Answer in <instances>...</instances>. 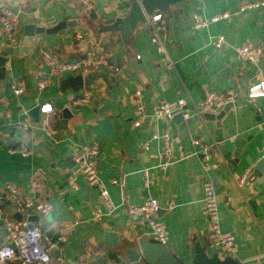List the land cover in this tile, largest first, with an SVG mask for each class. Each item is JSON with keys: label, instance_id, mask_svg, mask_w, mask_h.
<instances>
[{"label": "crops", "instance_id": "0c3cea01", "mask_svg": "<svg viewBox=\"0 0 264 264\" xmlns=\"http://www.w3.org/2000/svg\"><path fill=\"white\" fill-rule=\"evenodd\" d=\"M249 1L257 0H182L180 7L156 11L162 14L163 26L159 50L150 40L149 27L138 25L128 42L119 32L97 36V24L127 11L128 0H93L92 9L78 0H0V12L7 9L17 18L13 42L0 22V54L13 47L5 62L12 74L0 81V190L12 184L28 191L32 178L42 183L39 223L60 264H137L129 261L128 250L135 240L151 237L146 222L129 215L128 208L147 196L158 201L165 245L176 257L189 264L195 242L209 255H229L207 240L205 180L214 186L221 233L233 237L230 256L242 264H264V171L253 173L264 157V97H248L251 84L264 83V7L240 10ZM91 11L97 19H91ZM221 13L229 15L212 20ZM195 16L207 24L196 26ZM73 18L76 26L34 38L31 51L37 62L19 52L26 25H55ZM218 35L225 39L220 47L213 44ZM245 43L261 47L256 63L237 57V48ZM100 45L122 71L115 74L95 65L93 73L119 78L98 77L89 90L61 92L59 79L69 71L58 69L72 63L83 66L98 55ZM16 80L24 85L19 95L12 88ZM39 81L44 82L42 88ZM136 91L143 106L138 126L133 124ZM227 91L233 93L232 105L219 120L205 113L188 119L179 112L171 118L153 117L160 100L174 105L184 99L191 106L209 92ZM84 93L86 100L74 103ZM39 103L50 104L54 114L39 111L34 120L29 111ZM65 107L71 115L64 116ZM155 133L169 136L174 162L164 168L158 167L162 141L153 138ZM193 139L211 149L207 161L197 153ZM236 139L243 140L238 155ZM89 143L98 149V177L108 190L111 209L102 205L100 191L87 183L73 160L79 145ZM20 144L29 150L27 156L9 152ZM144 170L150 179L147 186ZM242 176L246 179L240 185ZM96 207L102 211L98 219L92 214ZM12 209L2 202L0 246L10 243L2 221L15 218Z\"/></svg>", "mask_w": 264, "mask_h": 264}, {"label": "built area", "instance_id": "2783aa9c", "mask_svg": "<svg viewBox=\"0 0 264 264\" xmlns=\"http://www.w3.org/2000/svg\"><path fill=\"white\" fill-rule=\"evenodd\" d=\"M86 9L93 8V0H78ZM264 7V0L249 1L241 5L240 10ZM228 13H221L212 17V20H216L221 17H227ZM196 26H203L207 24L206 20L200 19L198 16L194 17ZM162 14L161 12H155L148 17V27L150 40L157 45L159 50H163L160 32L162 26ZM0 22L3 26L5 36L9 42L14 41L15 25L17 18L7 9H2L0 12ZM77 39L80 40L81 36L78 35ZM225 41L223 35H218L213 39V44L216 47H220ZM237 57L256 63L262 55V49L260 46L252 45L249 43L242 44L236 50ZM95 65H101L108 71L120 74L122 67L120 65L113 64L109 59V54L104 46L100 45L98 48V55L89 59L83 66L77 64H66L60 67L61 70L69 72L80 70L83 75H88L94 72ZM62 68V69H61ZM43 81L37 83L38 88H42ZM15 94L19 95L24 92L23 82L20 80L14 81L12 85ZM136 96V118L133 122L135 126L140 124V117L143 115V106L140 101V92H135ZM257 96L264 97V83H253L248 87V97L253 98ZM88 95L84 93L75 99L74 103L85 101ZM233 93L227 91L225 93L209 92L204 100L199 103H195L188 106L184 99H178L174 105H171L167 101L160 100L153 107V117L156 119L171 118L175 112H179L183 119H188L192 115L202 116L206 112H215L221 109L225 104L232 102ZM39 111L46 114V116L53 115V108L50 104H41ZM46 118L43 119L42 125L46 124ZM153 138H160L162 141V160L158 164V167L164 168L166 165L172 164L174 161L171 157V148L169 144V136L167 133L161 135L155 133ZM192 144L197 148V153L201 155L204 160L209 159L210 149L206 144L201 143L199 139H193ZM10 153L18 152L22 156H27L29 150L22 144L16 147L9 148ZM98 149L96 145L82 144L79 145L77 152L73 154V160L77 166V170L83 175L87 183L100 191L102 205L106 209H111L112 205L109 200V193L105 185L98 177V170L96 167V157ZM144 185L147 186L150 183L147 172L143 171ZM246 176H242L238 183L242 185L245 183ZM113 183H117L116 180H112ZM121 185V184H120ZM42 190V183L32 178L30 180V187L28 191L18 189L15 185L6 184L0 190V220L1 217V204L2 202H8L12 206L15 212L21 215V220H16L9 216L4 218L2 224H4L5 230L10 237V243L0 246V264H60L59 260H56L52 253L51 248L45 241V237L42 232V227L39 222H32L29 220L31 215H40L42 213L41 206L37 202V198ZM202 202L204 206L205 215L208 221L207 240L208 243L229 255L234 252L233 237L231 235H223L220 230V222L218 215L217 197L215 194L213 184L205 180L202 184ZM159 204L156 198L147 196L144 200L136 206L128 208V213L131 216H140L141 219L146 222L149 227L148 236L154 238L162 244L167 243L166 228L162 222L157 219L159 211ZM93 218L98 219L102 211L100 208H94L92 211ZM1 222V221H0ZM31 223V226L29 224Z\"/></svg>", "mask_w": 264, "mask_h": 264}, {"label": "water", "instance_id": "95a60500", "mask_svg": "<svg viewBox=\"0 0 264 264\" xmlns=\"http://www.w3.org/2000/svg\"><path fill=\"white\" fill-rule=\"evenodd\" d=\"M129 9L117 17H110L108 19L98 21L97 24V36L100 33L105 32H119L123 41L128 42L129 37L135 31L136 27H148V17L156 11L168 10L170 6L180 7L182 0H128ZM11 10H13L11 8ZM91 19H97V15L94 12H90ZM77 25L76 18L70 20H62L55 25H26L21 33V46L19 52L22 55L29 56L34 62H37L35 53L31 51L32 43L36 36L43 34H55L66 27H72ZM13 47L5 50L0 54V81L11 76V70L5 68L6 55L12 53ZM98 77L114 80L119 78V75L111 76L108 73H91L83 75L80 70L69 72L65 77L61 76L59 79V89L64 92L70 89L72 92L77 93L80 90H89L91 84L97 80ZM28 75H25V87L28 88ZM232 103L229 102L223 106V108L217 114L205 113L206 118L221 119L226 111L231 107ZM40 103L33 106L30 109V114L34 120L38 119ZM68 108H63L64 116H67ZM72 113L69 112V115ZM243 144V140L236 139L234 145L236 147L235 155H238ZM211 152V149H210ZM254 174H260L264 171V157H261L254 169ZM14 212L16 220H21V215L18 212ZM29 220L32 222H39V215H31ZM31 226V223L29 224ZM192 259L189 264H242L236 258L227 255L220 257L218 254L209 255L206 247L199 243H193L191 248ZM128 257L130 262L137 264H187L180 258L176 257L172 251L165 245L154 238H141L135 240L130 249L128 250Z\"/></svg>", "mask_w": 264, "mask_h": 264}]
</instances>
